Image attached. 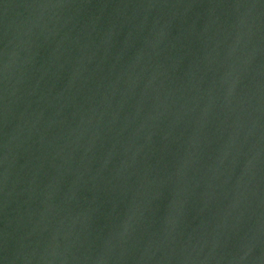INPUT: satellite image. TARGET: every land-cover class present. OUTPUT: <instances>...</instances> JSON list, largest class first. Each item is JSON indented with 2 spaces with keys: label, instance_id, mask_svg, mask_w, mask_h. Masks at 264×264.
Masks as SVG:
<instances>
[{
  "label": "water",
  "instance_id": "obj_1",
  "mask_svg": "<svg viewBox=\"0 0 264 264\" xmlns=\"http://www.w3.org/2000/svg\"><path fill=\"white\" fill-rule=\"evenodd\" d=\"M0 264H264V0H0Z\"/></svg>",
  "mask_w": 264,
  "mask_h": 264
}]
</instances>
